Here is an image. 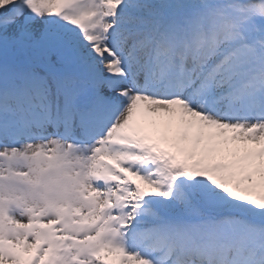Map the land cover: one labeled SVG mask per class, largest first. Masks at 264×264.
Returning a JSON list of instances; mask_svg holds the SVG:
<instances>
[{
    "label": "snow or ice",
    "instance_id": "1",
    "mask_svg": "<svg viewBox=\"0 0 264 264\" xmlns=\"http://www.w3.org/2000/svg\"><path fill=\"white\" fill-rule=\"evenodd\" d=\"M0 264H264V0H0Z\"/></svg>",
    "mask_w": 264,
    "mask_h": 264
},
{
    "label": "rangeland",
    "instance_id": "2",
    "mask_svg": "<svg viewBox=\"0 0 264 264\" xmlns=\"http://www.w3.org/2000/svg\"><path fill=\"white\" fill-rule=\"evenodd\" d=\"M10 63H11V58H10Z\"/></svg>",
    "mask_w": 264,
    "mask_h": 264
}]
</instances>
